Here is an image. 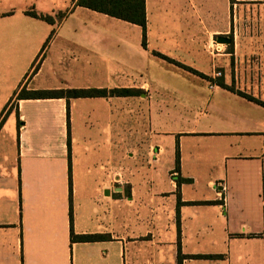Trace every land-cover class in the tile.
Returning <instances> with one entry per match:
<instances>
[{"label":"crops","instance_id":"crops-1","mask_svg":"<svg viewBox=\"0 0 264 264\" xmlns=\"http://www.w3.org/2000/svg\"><path fill=\"white\" fill-rule=\"evenodd\" d=\"M144 8L0 0V264H264V0Z\"/></svg>","mask_w":264,"mask_h":264},{"label":"trees","instance_id":"trees-1","mask_svg":"<svg viewBox=\"0 0 264 264\" xmlns=\"http://www.w3.org/2000/svg\"><path fill=\"white\" fill-rule=\"evenodd\" d=\"M74 6H82L92 10H95L100 13L107 14L109 16L119 18L131 23L138 24L142 27L143 30V44H145V26H146V15L144 8V0H74ZM32 16H37L34 11L28 12ZM47 22H52V18L49 16H41ZM164 59L175 62L170 58L156 53ZM178 65L180 63L175 62ZM183 66V65H181ZM186 69H189L193 72H196L189 67L183 66ZM35 68L33 69V71ZM141 92L140 89L135 88H72V89H52V90H29L22 88L18 94L17 99L21 98H52V97H65V98H77V97H95V96H129V95H138ZM252 100L258 101L252 97ZM8 110L5 108L0 113V127L2 121L4 120ZM178 162V154H177ZM70 174V173H69ZM186 179H178V184ZM70 184H71V175H70ZM70 195H71V186H70ZM181 203L178 197V205ZM70 222H71V207H70ZM70 236L72 241H95L104 238L103 235L98 234H80L75 235L72 226L70 229ZM200 256V255H199ZM209 256V255H208Z\"/></svg>","mask_w":264,"mask_h":264},{"label":"rangeland","instance_id":"rangeland-1","mask_svg":"<svg viewBox=\"0 0 264 264\" xmlns=\"http://www.w3.org/2000/svg\"><path fill=\"white\" fill-rule=\"evenodd\" d=\"M14 107V102L10 106L12 109ZM18 122L17 118L15 116V113L11 111L10 113H7L4 120L2 121L1 127L3 128L4 133H11L14 141L17 143L18 142ZM217 182V181H216ZM214 190H216V186H214Z\"/></svg>","mask_w":264,"mask_h":264},{"label":"built area","instance_id":"built-area-1","mask_svg":"<svg viewBox=\"0 0 264 264\" xmlns=\"http://www.w3.org/2000/svg\"><path fill=\"white\" fill-rule=\"evenodd\" d=\"M221 75V73L220 72H216L215 73V76L217 77V76H220ZM213 84L214 83H212L211 85H210V87H212L213 86ZM218 187H219V192H220V194H221V196H222V192H224V190H225V187H224V185H217ZM222 199H223V197H222Z\"/></svg>","mask_w":264,"mask_h":264},{"label":"water","instance_id":"water-1","mask_svg":"<svg viewBox=\"0 0 264 264\" xmlns=\"http://www.w3.org/2000/svg\"><path fill=\"white\" fill-rule=\"evenodd\" d=\"M218 41L219 42H224V43H229L230 42V38L226 37V36H220V37H218Z\"/></svg>","mask_w":264,"mask_h":264}]
</instances>
